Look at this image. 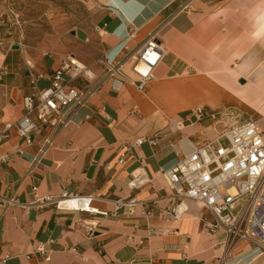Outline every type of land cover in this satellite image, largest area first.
Instances as JSON below:
<instances>
[{
	"label": "crops",
	"instance_id": "1",
	"mask_svg": "<svg viewBox=\"0 0 264 264\" xmlns=\"http://www.w3.org/2000/svg\"><path fill=\"white\" fill-rule=\"evenodd\" d=\"M83 1L93 19L71 30L73 44L65 51L29 59L13 42L1 53L7 72L0 80V129L24 114L23 98L32 91L26 60L45 75L39 88L48 86L72 55L104 81L67 126L43 127L30 133V141L12 130L0 145V158L10 155L0 165V198L18 200L0 210V259L6 257L5 264H264V252L247 241L225 254V231L212 232L214 217L196 202L175 218L179 198L165 174L223 129L209 117L199 119L195 108L222 111L225 124L264 114V0ZM127 31L134 32L132 48L156 33L166 49L155 79L143 89L105 77L100 61ZM49 134L54 145L41 154ZM147 136L157 144H136ZM136 175L144 183L131 189ZM64 192L90 194L93 206L109 214L60 210L46 201ZM130 196L140 201L134 214L115 208V200ZM84 220L97 223L93 236L81 227ZM163 228L171 231L152 232ZM40 244L45 253L37 251Z\"/></svg>",
	"mask_w": 264,
	"mask_h": 264
},
{
	"label": "built area",
	"instance_id": "2",
	"mask_svg": "<svg viewBox=\"0 0 264 264\" xmlns=\"http://www.w3.org/2000/svg\"><path fill=\"white\" fill-rule=\"evenodd\" d=\"M133 34V31H127L119 45L106 51L100 61L106 64L105 77L127 79L143 89L155 79L156 68L166 55V49L156 33H151L138 48H132L129 40ZM26 65L32 91L23 98L24 114L15 121L4 122L0 129V145L10 137L12 130L30 141V133H41L43 127L49 125L57 131L67 126L77 110L92 100L104 81L98 80L91 67L72 55L62 60L49 79L50 84L39 88L37 81L45 75L35 69L32 60H26ZM6 72V66L0 64V80ZM75 81H82L84 86L75 85ZM194 113L199 119L209 117L216 123H222L223 129L165 171L174 194L179 198L172 209L173 216L180 218L189 211L190 201L196 202L214 217L210 230L225 231V254L238 241H247L264 252V114L225 124L223 118L226 115L223 113L207 114L203 107L195 108ZM144 142L157 144L153 136L136 139L138 145ZM53 145L54 135L45 136L41 154ZM124 157L118 162H125ZM9 160V154L3 155L0 165ZM143 183V179L136 175L129 182V187L139 188ZM36 189L33 186V190ZM93 199L90 194L64 192L61 197L55 200L46 198V201H54L60 210L108 215V211L93 206ZM16 203V197L0 198V210ZM139 203L136 196L120 197L114 201L117 210L128 207L130 214L135 213ZM81 227L86 235L93 236L97 223L84 220ZM170 231V228H163L152 232L161 235ZM37 251L45 253V246L40 244ZM6 260V257L0 259V264H5ZM219 264L227 262L222 260Z\"/></svg>",
	"mask_w": 264,
	"mask_h": 264
},
{
	"label": "rangeland",
	"instance_id": "3",
	"mask_svg": "<svg viewBox=\"0 0 264 264\" xmlns=\"http://www.w3.org/2000/svg\"><path fill=\"white\" fill-rule=\"evenodd\" d=\"M91 11L83 0H0V61L13 42L29 59L65 51L73 44L71 30L91 22Z\"/></svg>",
	"mask_w": 264,
	"mask_h": 264
},
{
	"label": "water",
	"instance_id": "4",
	"mask_svg": "<svg viewBox=\"0 0 264 264\" xmlns=\"http://www.w3.org/2000/svg\"><path fill=\"white\" fill-rule=\"evenodd\" d=\"M12 48H13V49H20V45H19V44H13V45H12Z\"/></svg>",
	"mask_w": 264,
	"mask_h": 264
},
{
	"label": "bare ground",
	"instance_id": "5",
	"mask_svg": "<svg viewBox=\"0 0 264 264\" xmlns=\"http://www.w3.org/2000/svg\"><path fill=\"white\" fill-rule=\"evenodd\" d=\"M191 206V205H190Z\"/></svg>",
	"mask_w": 264,
	"mask_h": 264
}]
</instances>
